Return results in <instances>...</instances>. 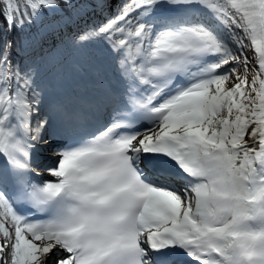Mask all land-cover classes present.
I'll use <instances>...</instances> for the list:
<instances>
[{
	"label": "snow or ice",
	"instance_id": "obj_1",
	"mask_svg": "<svg viewBox=\"0 0 264 264\" xmlns=\"http://www.w3.org/2000/svg\"><path fill=\"white\" fill-rule=\"evenodd\" d=\"M82 5L0 0V264H264V0H93L74 42L125 89L38 181L52 125L10 34Z\"/></svg>",
	"mask_w": 264,
	"mask_h": 264
},
{
	"label": "trees",
	"instance_id": "obj_2",
	"mask_svg": "<svg viewBox=\"0 0 264 264\" xmlns=\"http://www.w3.org/2000/svg\"><path fill=\"white\" fill-rule=\"evenodd\" d=\"M93 0H87V6L82 5L83 12L77 15L73 10V19L71 23H67V10L59 13H49L42 18V22H37L31 28H26L23 32L11 33L10 38L16 43L13 51V59L21 66H29L35 71L36 83L39 85L42 92L43 101L41 105L47 101L46 90L49 89L52 82H48L49 74L47 73L49 66L54 65L59 60L62 66L68 64L75 69L74 77H90L91 68L96 69L98 61L90 62L89 58L94 56L97 60L104 57L106 46L102 42L78 44L74 42L75 36L83 30L80 28L82 19L100 18V22L109 15V10L105 8L103 12L92 6ZM70 25L76 28L75 33L63 36L58 44V48L54 55L51 53H41L38 45L49 34L53 35L52 40L58 39L57 32L60 29H66L65 26ZM70 33V31H69ZM47 39V38H46ZM50 41V40H48ZM98 53V54H96ZM251 55V53H248ZM36 63V64H34ZM80 69H87L81 72Z\"/></svg>",
	"mask_w": 264,
	"mask_h": 264
},
{
	"label": "bare ground",
	"instance_id": "obj_3",
	"mask_svg": "<svg viewBox=\"0 0 264 264\" xmlns=\"http://www.w3.org/2000/svg\"><path fill=\"white\" fill-rule=\"evenodd\" d=\"M178 9H172L167 6H164L160 9V15L162 16H169V15H174L178 12ZM109 106H116L112 102V100H109ZM107 119V116L101 115V120L97 121L95 118L91 117L90 121L93 124V126H96L98 124H101L105 122ZM51 137V136H50ZM59 148V144L57 143V140L53 137H51V141L48 144H43L40 145L38 148V159H36V168L34 171L40 173L39 176L35 177L36 180H43V179H53L54 177H51L50 175L47 174L45 169L47 167H51L56 160L55 158L50 157L49 154L51 151H55Z\"/></svg>",
	"mask_w": 264,
	"mask_h": 264
},
{
	"label": "rangeland",
	"instance_id": "obj_4",
	"mask_svg": "<svg viewBox=\"0 0 264 264\" xmlns=\"http://www.w3.org/2000/svg\"><path fill=\"white\" fill-rule=\"evenodd\" d=\"M99 19L98 20H95L94 18L90 19V20L82 19L80 21V24H82L85 20L88 23L97 24V22H100ZM85 24H87V23H85ZM85 24H82L81 26L83 27ZM88 25H92V24H88ZM65 28H66L65 30L64 29H60V30L56 31L57 32V37H58V39L56 41L52 40V37H53L54 34H52V35L49 34L48 36H46L45 39L41 42V44L38 45L39 51H42L41 53H51V54L54 55L55 51L58 48V44L61 41V38L63 36L71 35V33H73V32L75 33V30H76L75 26L71 27L70 25H66ZM69 31H70V33H69ZM48 40H50V41H48ZM34 64H36V63H34ZM51 69L52 68H50L49 71ZM49 155H50V157L52 156V158L58 159V155H57L56 151L50 152Z\"/></svg>",
	"mask_w": 264,
	"mask_h": 264
}]
</instances>
